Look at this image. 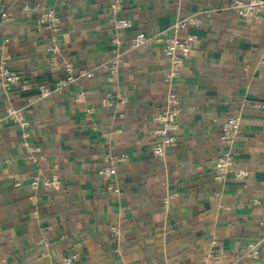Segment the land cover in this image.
<instances>
[{
  "label": "crops",
  "instance_id": "obj_1",
  "mask_svg": "<svg viewBox=\"0 0 264 264\" xmlns=\"http://www.w3.org/2000/svg\"><path fill=\"white\" fill-rule=\"evenodd\" d=\"M232 1L126 0L121 15L133 24L116 29L114 0H0V60L8 53L21 74L9 93L0 84V264H68L74 255L69 264H201L219 248L228 264L264 239V22ZM41 6L61 18L57 52L37 26ZM192 14L201 23L182 30L195 39L173 79L162 44L129 48L139 31L165 32ZM66 62L94 73L36 101L26 129L6 116L40 85L53 88ZM170 91L180 101L177 142L156 157L155 117ZM233 114L241 128L226 145L222 125ZM227 151L246 177L214 179ZM109 153L119 158V193L100 173ZM55 175L60 189L31 185ZM253 264H264V245Z\"/></svg>",
  "mask_w": 264,
  "mask_h": 264
},
{
  "label": "built area",
  "instance_id": "obj_2",
  "mask_svg": "<svg viewBox=\"0 0 264 264\" xmlns=\"http://www.w3.org/2000/svg\"><path fill=\"white\" fill-rule=\"evenodd\" d=\"M55 1V0H54ZM57 1V0H56ZM126 0H114L109 6L110 12L113 14L114 27L116 29H126L132 26L133 21L130 18L123 17L121 12L124 8ZM232 8L239 11L240 15L256 19L264 22V0H233L230 4ZM44 10L39 14L37 19V26L40 29H48L52 35V49L57 52L58 46L56 44L57 32L60 30L61 18L55 8L52 6L44 7ZM201 23L199 14H192L185 18L176 21L167 31L156 33L154 35L147 34L145 31H139L132 38L129 48H139L145 46L150 41L162 44L165 54L170 60L169 78L177 76L183 69L187 56L191 53L194 36L183 35L182 30L188 26H198ZM111 62V72L116 73L118 70L119 62L123 56V51L119 47ZM10 55L4 53L0 60V84L5 93H9L15 85L21 81V74L10 67ZM65 69L67 75L58 80L53 88L48 85L42 84L39 86V95L37 98L28 97L26 102L20 106L10 104L7 107V117L13 122L19 124L23 129L28 128L30 122L28 115L32 111L33 104L41 99L48 98L54 91H61L70 83L77 81L83 76H92L93 70L81 69L78 73H74V65L71 62H66ZM27 85H22L26 88ZM84 93L78 95L77 100L83 101ZM178 95L170 91L167 95L163 110L155 117L160 123V127L156 131V138L152 144L151 150L154 156L163 157L167 154L168 150L173 147L177 142L176 129L178 128V115L180 113ZM241 128V116L233 114L223 123L221 131V140L226 145H231L238 136ZM28 134V133H26ZM31 149H34L31 147ZM32 158L38 159L34 154ZM235 156L230 151L224 152L219 156L215 163L214 179L216 181H224L230 172L235 173V177L244 178L248 175V170L244 168L233 169L235 164ZM118 157L109 153L105 156L106 164L101 169L100 173L107 182V189L111 192L119 193L120 188L116 182L117 168L116 163ZM31 185L38 188L41 185L46 187L60 189L62 183L55 175L52 178L45 179L43 182L38 177L33 178ZM112 232L117 236L120 234L119 226L115 225L111 228ZM217 238L212 240V243L217 244ZM264 239L251 242L247 245L245 251L238 256L235 260L228 264H253V259L258 258ZM77 258V255L66 258L69 264ZM226 252L223 248L218 250L210 249V251L203 257L201 264H226ZM43 264H54V262H46Z\"/></svg>",
  "mask_w": 264,
  "mask_h": 264
}]
</instances>
